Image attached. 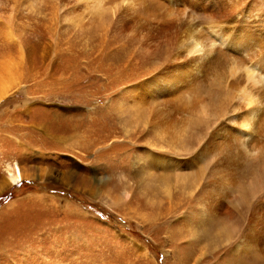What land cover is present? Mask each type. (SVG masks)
<instances>
[{
  "label": "rangeland",
  "instance_id": "rangeland-1",
  "mask_svg": "<svg viewBox=\"0 0 264 264\" xmlns=\"http://www.w3.org/2000/svg\"><path fill=\"white\" fill-rule=\"evenodd\" d=\"M79 4L0 0V264H264V58L229 54L205 76L190 60L170 92L182 114L169 101L149 118L181 128L169 146L128 91L170 65L171 85L183 61L174 45L123 30L121 9ZM246 5L264 24V0ZM191 18L186 31L210 24ZM210 135L218 160L232 157L227 169L199 153ZM214 177L220 212L205 215Z\"/></svg>",
  "mask_w": 264,
  "mask_h": 264
},
{
  "label": "bare ground",
  "instance_id": "bare-ground-1",
  "mask_svg": "<svg viewBox=\"0 0 264 264\" xmlns=\"http://www.w3.org/2000/svg\"><path fill=\"white\" fill-rule=\"evenodd\" d=\"M76 1H79L80 7L82 6L88 7L90 2L94 3L97 1L96 7L100 5L102 8L104 5H107L108 7L107 9L113 7L114 13H116L117 9H121L129 14V17L127 18L125 17L126 19H124L122 24L120 25L121 28H123V30L129 28L135 30L143 29L142 36L144 38H147L148 36L151 35H156L159 39L174 45L175 58L182 59L183 61L180 63H175L174 67L178 72H174L175 77L170 82L171 85L162 83L161 80L168 73L174 71V69H171L172 65L161 68L160 71L161 73L157 75V77H152L151 79L148 80L146 79L142 81L140 84L133 85L128 91L129 93H133V99L131 95L128 101V102L131 101L133 104L131 108L138 107L136 113L139 114L140 120H145V123H147L148 125H152L155 130L156 137L159 140L166 142L167 144L168 143L172 144V142L175 143L177 142L178 144V142L181 141V139H179L183 135L182 134L183 132L180 130L181 128L176 129V127H173L171 125L173 124V122L170 123V120H149V118H151L154 114L157 113V109L160 108V110H163V108L160 107V104H167L169 101H171L172 107L175 106L173 108L175 111L182 112L181 108H183V106L181 107L180 103H179L180 105L179 104L175 105L173 103V99L176 97H174L173 93L170 92H175L172 87L173 85L176 84L177 80L182 78L181 73L185 72L184 67L186 66V64H188L190 60L195 61L197 74L199 76H203V75L205 76V74L207 73V69L210 65L221 62V60L224 59V57L226 55L228 56L229 54L239 55L243 58H245L246 56L247 57L258 56L260 59L264 58V24L261 23L262 18H260L261 17L260 14L252 15L249 12L248 13L246 12V9H248V7L245 8V6H247L246 3L247 1L249 2V0H76ZM194 13L196 14L199 13L205 16L209 20L208 23L210 24L206 26L205 29H204L205 26L202 28L200 27L201 29L198 30V32L196 30L192 31L191 29H188L187 32L186 31L187 26L191 24L192 21H194L193 18H191V16H193ZM72 20L74 21L75 17H72ZM255 26H259L258 29L262 31H260V33H256L255 30L250 29V27H255ZM195 27H197V25ZM167 85H168L167 92L169 93L168 96L165 97L162 96L161 93L165 91L164 89L167 88ZM228 86H230V84ZM195 101L196 99L194 100V102ZM121 103L123 104V102ZM119 108L120 110L123 109L121 104L119 105ZM186 108L184 109L186 110ZM207 110L208 109L206 107H203L202 109L203 114L204 113L206 114ZM263 116H264V112L261 114L259 120H264ZM173 121H177V120H173ZM248 126L249 125H247V127ZM259 127H260L259 123H256V128ZM263 130H264V122H263ZM166 132H168V134H166ZM211 141H213V135L208 136L206 142L202 144L201 150L199 149L200 150L199 153L202 155L208 152L209 154L212 153L215 154L214 156L215 167L221 168L223 170L224 168L227 169L228 168L227 162L232 161V157L225 158L227 157L226 154L225 157L223 158V161L220 162L217 158V151L216 149L213 148ZM224 142L227 143L228 141H224ZM256 149L257 147L255 148V150L254 149L253 150L256 152ZM151 152L149 154L150 158H148V162H151L154 165L165 161V158L163 157L164 155L162 153L158 155V154H151ZM221 152L225 154L224 153L225 151H221ZM257 152L260 154L261 149H257ZM213 159L211 158V160ZM135 163H137V161ZM152 164L150 165L141 164L142 166L137 165L136 169L140 173L144 172V170L146 172L147 170L150 169ZM24 177L26 176L23 170H21L19 174L13 175L12 180L10 181H17L19 178H24ZM143 177L147 178L145 175ZM218 179H219L218 177H214L208 180L206 185L210 186V189L207 191V196H205L202 200H199L201 203L200 210L205 215L206 213L213 214L214 212L216 213L220 212V210L218 211V208L220 209V207L217 208L213 207V202L211 200L212 199L211 187L215 186V183L218 182L217 181ZM177 181L178 180H176L175 182ZM170 186H168L167 189L170 188ZM262 224L264 223L262 222ZM261 225L259 226L258 224L260 232H257V234L260 233L261 235L264 236V230H263L264 225L262 226ZM198 230L199 229L196 230L192 229L193 234ZM219 231L220 233L226 232L228 234L231 232V228L229 224L228 225L223 224L220 227ZM244 236L248 240L247 236L246 235ZM246 239L245 241L242 240L241 243L237 245L240 246V244H242L244 246L247 241Z\"/></svg>",
  "mask_w": 264,
  "mask_h": 264
}]
</instances>
